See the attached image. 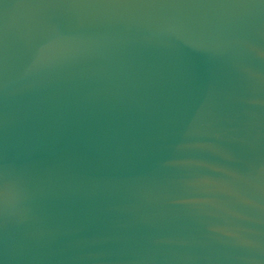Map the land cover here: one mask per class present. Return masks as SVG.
<instances>
[{
  "label": "water",
  "instance_id": "water-1",
  "mask_svg": "<svg viewBox=\"0 0 264 264\" xmlns=\"http://www.w3.org/2000/svg\"><path fill=\"white\" fill-rule=\"evenodd\" d=\"M0 264H264V0H0Z\"/></svg>",
  "mask_w": 264,
  "mask_h": 264
}]
</instances>
